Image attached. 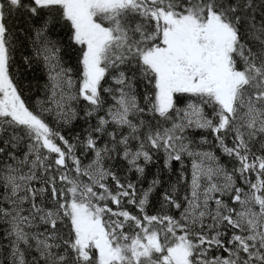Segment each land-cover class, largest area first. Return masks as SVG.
Listing matches in <instances>:
<instances>
[{
  "label": "snow or ice",
  "instance_id": "obj_1",
  "mask_svg": "<svg viewBox=\"0 0 264 264\" xmlns=\"http://www.w3.org/2000/svg\"><path fill=\"white\" fill-rule=\"evenodd\" d=\"M0 264H264V0H0Z\"/></svg>",
  "mask_w": 264,
  "mask_h": 264
}]
</instances>
